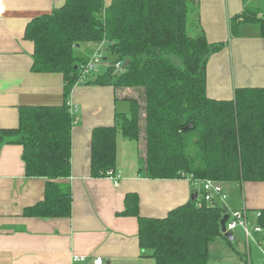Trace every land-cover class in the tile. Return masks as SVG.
Here are the masks:
<instances>
[{
    "label": "trees",
    "instance_id": "16d2710c",
    "mask_svg": "<svg viewBox=\"0 0 264 264\" xmlns=\"http://www.w3.org/2000/svg\"><path fill=\"white\" fill-rule=\"evenodd\" d=\"M197 6V0H63L27 21L24 38L34 46L31 71L62 74L64 99L59 105H21L16 127L0 129V142L22 146L25 176L47 180L42 200L24 208V216L71 215V186L64 181L71 174L68 98L78 84L130 88L144 97L143 117L133 95L127 99L129 113L117 112L113 125L91 130L92 177L115 171L120 133L136 142L143 136L139 170L149 179L264 182V85L238 87L231 99L207 95L208 59L225 43L209 42L202 28L190 34L189 14ZM241 22L257 24L264 38V17L257 9L248 7L229 19L232 35ZM83 44L104 46L116 60L102 74L81 80L89 60L77 49ZM195 194L158 218L140 216L137 193L125 195L121 214L137 218L142 255L155 264H238L209 262V243L234 239L220 230L227 209L212 202L198 206ZM255 225L264 241V208Z\"/></svg>",
    "mask_w": 264,
    "mask_h": 264
},
{
    "label": "crops",
    "instance_id": "0c3cea01",
    "mask_svg": "<svg viewBox=\"0 0 264 264\" xmlns=\"http://www.w3.org/2000/svg\"><path fill=\"white\" fill-rule=\"evenodd\" d=\"M62 2L0 0V129L16 127L21 105L63 103L62 74L31 71L34 46L24 38L28 20L49 13ZM197 4V18L207 40L225 43L208 59L207 95L231 99L238 87L263 86L264 38L259 29L241 22L237 34L232 35L228 24L248 7L263 15L264 0H197ZM94 45L85 44L91 50ZM118 91L111 86L78 84L69 95L68 104L75 107L71 174L64 180L71 186L69 217L23 215L24 208L42 200L47 180L25 176L21 145L0 142V264H79L73 261L76 256L85 257L84 264H92L94 257H101L103 264H155L139 248L137 218L121 214L125 195L137 193L140 216L158 218L186 203L200 189L188 178L145 177L139 170L144 157L141 141L125 139L120 133L116 136L114 169L121 174L118 183L107 176L90 175L91 130L113 125L117 112L129 113L127 92L132 94L134 89ZM223 188V207L228 214L245 211L251 238L263 250L264 243L254 228L259 210L264 208V182L224 183ZM236 229L246 238L243 226ZM221 238L209 244L208 260L214 246L222 245ZM251 238H246L247 245ZM247 263L252 264L249 255Z\"/></svg>",
    "mask_w": 264,
    "mask_h": 264
},
{
    "label": "rangeland",
    "instance_id": "374dc122",
    "mask_svg": "<svg viewBox=\"0 0 264 264\" xmlns=\"http://www.w3.org/2000/svg\"><path fill=\"white\" fill-rule=\"evenodd\" d=\"M252 8H254V7H252ZM197 10H198V7H192L191 12L189 14V21H190V23H192L191 24L192 30H190V34H192V36L197 35L199 33V30L201 29V25H198L199 22L196 20V19H198L197 18V15H198ZM262 11H264V10H262ZM250 27L258 29L257 24H254V23H252ZM77 49L80 52H82L85 56H88V58H92L95 55V53H97L98 50H100V53L102 54V56H101L102 60H101V62L96 64V68L92 71L93 75L102 74L105 71L106 67L111 62H114L116 60V57L109 54L106 51L104 46L97 48V46L95 47V45H94L92 47V50H91V49H88L85 46V44H83L80 46V48H77ZM126 90H127V88H119L118 93H120V92L125 93ZM131 93L132 94H128V92H127V95H128V97L134 95L139 100L140 106H141V113H142V117H143L144 97L141 93L139 94V92L137 93V91H135V90H134V92H131ZM124 103L127 104L126 101ZM69 108H70V106H69ZM71 115H72V113H71ZM140 141H141V152H144L145 151V149H144L145 143H144L143 136H142V139ZM144 154H145V152H144ZM140 159H142V157ZM111 172H113L114 175L117 177L120 176L119 179L121 178V174L119 171L118 172L111 171ZM107 177H109V176H107ZM206 180H211V181H214L216 183H221L222 186L225 183L222 181H217V180H212V179H206ZM197 181H205V180H197ZM196 198H197V196H196ZM227 199H228V196H227ZM228 216H229V214H228ZM245 219H246V217H245ZM246 224H247V220H246ZM238 231H239V229L231 231V233L232 232L234 233L233 236L235 237V239L232 241L231 244H229L223 238H221V240H218V241L222 242V245L219 246L218 248H216V246H214V248L211 250L209 260L212 263L213 262L214 263H226V262L231 263V262H234L233 260H236L235 262L238 264H248L247 259H248V255H249V259L252 262V264H261V263L264 264V251H263L264 246H263V250L260 249V247L255 242V238L254 237L251 238L252 237V231L251 230L247 231L248 232L247 235H249V236L251 235V237H250L251 239L249 240V245H247L246 238L244 237V234H243V236H239L237 234ZM259 239L261 242L264 243L263 239H261L260 236H259ZM248 247H249V251H248ZM219 254L221 255V258L217 257V256H219Z\"/></svg>",
    "mask_w": 264,
    "mask_h": 264
},
{
    "label": "built area",
    "instance_id": "2783aa9c",
    "mask_svg": "<svg viewBox=\"0 0 264 264\" xmlns=\"http://www.w3.org/2000/svg\"><path fill=\"white\" fill-rule=\"evenodd\" d=\"M101 56L102 54L100 53V50H98L97 53H95V55L92 58H89V60L82 66V72L80 73V79L83 80L85 79L86 75L92 73V71L96 68V64L101 62ZM121 66L122 64L120 62L115 63L114 68L116 71L121 70ZM70 113H72V115L75 112V107H71L69 108ZM107 176H109L114 183H118V179L119 177L115 176L113 172L108 171L107 172ZM194 184L199 185V197L200 199L198 200L197 205L201 206L202 202H206V203H217V204H222L223 200L226 199V193L224 191L223 186L221 185V183H216L214 181L211 180H205V181H197V180H191ZM246 214L244 210L241 211H237V212H233L230 213L228 216V219L225 223V227H226V231H233L237 226H243L245 229V234H246V238H250L251 235H247L248 234V227L246 224ZM254 231L259 232L261 231L260 228L255 227ZM85 257H74L73 261L75 263H79V264H84L85 263ZM92 264H103V259L101 257H94L92 259Z\"/></svg>",
    "mask_w": 264,
    "mask_h": 264
},
{
    "label": "water",
    "instance_id": "95a60500",
    "mask_svg": "<svg viewBox=\"0 0 264 264\" xmlns=\"http://www.w3.org/2000/svg\"><path fill=\"white\" fill-rule=\"evenodd\" d=\"M264 17V14L262 15ZM128 64V60L125 61L124 65H127ZM196 194L194 193L193 195H191V199L194 200L196 198ZM228 218V213H226L220 220V230H221V233L223 234V236L227 239V240H230L232 241L233 240V235L231 233V231H226V227H225V222Z\"/></svg>",
    "mask_w": 264,
    "mask_h": 264
}]
</instances>
